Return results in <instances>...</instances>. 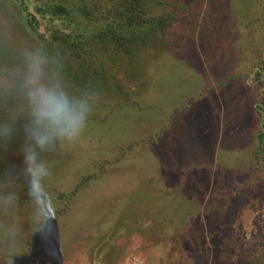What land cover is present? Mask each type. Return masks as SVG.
Instances as JSON below:
<instances>
[{
  "label": "rangeland",
  "instance_id": "374dc122",
  "mask_svg": "<svg viewBox=\"0 0 264 264\" xmlns=\"http://www.w3.org/2000/svg\"><path fill=\"white\" fill-rule=\"evenodd\" d=\"M17 5L0 0V64L35 44L57 53L32 30L48 37L47 18L30 25ZM142 13L175 23L144 45L75 48L91 56L67 72L89 69L86 84L66 82L96 103L75 143L41 154L53 227L33 229L20 107L0 98L18 129L0 159V198L16 195L0 207V264H264V0H146ZM97 14L100 29L111 17Z\"/></svg>",
  "mask_w": 264,
  "mask_h": 264
},
{
  "label": "clouds",
  "instance_id": "9594fccd",
  "mask_svg": "<svg viewBox=\"0 0 264 264\" xmlns=\"http://www.w3.org/2000/svg\"><path fill=\"white\" fill-rule=\"evenodd\" d=\"M7 97L18 103L23 119L19 156L27 195L34 205L33 229L53 227L51 218L57 209L45 187L53 173L41 154L71 145L81 137L96 96L71 89L59 54L35 44L16 50L11 63L0 64V98ZM17 134L16 117L0 120V148H6ZM15 205V193L0 198V207L13 209Z\"/></svg>",
  "mask_w": 264,
  "mask_h": 264
},
{
  "label": "trees",
  "instance_id": "16d2710c",
  "mask_svg": "<svg viewBox=\"0 0 264 264\" xmlns=\"http://www.w3.org/2000/svg\"><path fill=\"white\" fill-rule=\"evenodd\" d=\"M7 1L12 6L18 4L17 10L24 15L30 25L32 20L35 21L33 19L35 17L34 13L40 18H47V32L50 34L48 37H46L45 33L39 34L35 28H32V30L39 39L49 44V46L58 47L57 53L64 65L65 69H62L64 72H67L68 69L76 64H78V67L83 66L84 56L87 61L91 56V51H89L81 57L80 53H76L75 48L82 46L85 49L88 46H96L100 42L108 45L110 43H115L116 45L130 44L133 47L144 45L158 31L164 34L167 28L171 29V25L175 23L176 18L174 16L169 18L168 16L161 17L155 21L146 19L142 13L146 0ZM30 6L34 8L33 13L29 11ZM104 9L107 15L105 16H110L111 19L106 24L101 25L99 29L100 24L97 13ZM169 20H171V24H169ZM188 24L189 22L187 21L186 25ZM88 70L85 69L80 73L77 71L78 73L76 72L75 74L67 72L68 75L65 79L72 86L84 90L87 79H85L83 74ZM262 83H264V80H262ZM3 149L0 148V159L3 155ZM0 175H2L1 170Z\"/></svg>",
  "mask_w": 264,
  "mask_h": 264
},
{
  "label": "crops",
  "instance_id": "0c3cea01",
  "mask_svg": "<svg viewBox=\"0 0 264 264\" xmlns=\"http://www.w3.org/2000/svg\"><path fill=\"white\" fill-rule=\"evenodd\" d=\"M206 103L202 104V106L200 107L201 109H199L200 111H202V114L204 115L206 110H207V107L205 106ZM185 111V110H183ZM184 113V112H183ZM206 116V115H205ZM206 121H208V119H206Z\"/></svg>",
  "mask_w": 264,
  "mask_h": 264
}]
</instances>
